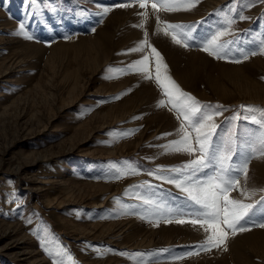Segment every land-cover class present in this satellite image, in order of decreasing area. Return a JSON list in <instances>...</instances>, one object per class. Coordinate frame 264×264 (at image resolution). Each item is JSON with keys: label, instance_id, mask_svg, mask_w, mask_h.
Returning a JSON list of instances; mask_svg holds the SVG:
<instances>
[{"label": "rangeland", "instance_id": "374dc122", "mask_svg": "<svg viewBox=\"0 0 264 264\" xmlns=\"http://www.w3.org/2000/svg\"><path fill=\"white\" fill-rule=\"evenodd\" d=\"M105 1L0 0V264H53L54 260L57 264H240L242 260L264 264L260 236L256 240L255 236L248 239L247 234H236L242 238L240 242L225 229L229 233L226 244L213 247L207 244L211 230L193 235L182 228L202 219L206 210L195 205L175 182L190 187L196 180L215 175L216 167L209 165L192 176V170H185L184 165L199 153L166 148L181 139L177 125L181 126L184 118L156 83L151 48L145 46L143 53H135L130 50L138 45L132 47L127 39L131 41L127 46H111L106 57L99 54L97 68L86 59V51H95L84 48L83 43L90 44L81 37H92L109 17L106 13L96 19V10ZM205 1L194 0L195 5ZM121 2L139 4V0ZM152 2L155 0H148V7ZM250 8L257 10L245 23L247 18L239 17H246ZM228 18L234 21L230 26ZM169 21L180 26L175 29L180 44L196 51H203L217 33L226 32L218 41L226 45L223 58L209 56L227 67L241 66L239 73L244 79L253 76L264 82V68L256 62L264 56V0H224L200 17L163 18L161 25ZM120 29L119 33L125 27ZM159 54L166 66L161 67V78L170 77L198 102L201 113L213 115L217 129L212 140L219 149L217 155L234 132L235 151L226 163L234 169L247 159V179L252 178L253 158H264L252 152L256 137L264 131V115L247 108L264 109V104L216 97L210 80L236 95L230 84L235 78L220 71L224 66L211 62L184 66L183 73L192 86L182 85L178 81L181 65ZM145 55L149 56L151 79L129 68ZM161 109L173 117L176 127L173 120L168 126L160 124ZM187 130L194 143L195 131ZM232 178L247 181L243 173L234 172ZM260 194L250 202L242 201L252 205L240 221L248 231L263 228L259 225L264 224V192ZM126 224L141 228L136 240L147 237L149 241L152 236V243L137 248L120 245L117 239L123 234L119 228ZM178 224L182 226L178 230L183 231L172 230L170 239L175 240L171 244H165L160 234L150 235L157 227Z\"/></svg>", "mask_w": 264, "mask_h": 264}, {"label": "snow or ice", "instance_id": "6c2138e0", "mask_svg": "<svg viewBox=\"0 0 264 264\" xmlns=\"http://www.w3.org/2000/svg\"><path fill=\"white\" fill-rule=\"evenodd\" d=\"M119 6L128 7L130 5L121 4ZM194 6V0H155V2L151 3V8L154 12L188 10ZM139 7L146 9L148 7V0H139ZM104 11L107 13L109 9L106 8ZM141 15L146 16L147 13H141ZM239 18L241 20L246 19V17L242 15ZM157 21L158 23L160 22L158 16ZM233 22L231 18H228L227 23L229 26ZM140 27H143V24H141ZM179 27V25L165 24L164 28L161 30L164 31L166 35H171L173 41L179 44L182 43V41L177 38L175 32V29ZM21 31H23L22 25ZM225 34L226 32L224 31L217 33L204 45L202 50L207 52L210 56H214L218 59L223 58L221 53L226 45L220 44L218 41L219 37ZM25 35L27 36L26 33ZM27 38L31 39L32 37L27 36ZM145 46L151 48V53L156 59V83L164 90V94L169 98L168 103L172 105V108L177 112L178 116H183L184 118L180 126V132L182 133L181 139L172 141L166 148L171 151H183L189 154L199 153L196 159L184 165L185 170H192V176H195L197 172H202V170L209 167V165L216 167L215 175L208 176V178L203 181L196 180L190 187H183L182 183L179 181L175 183L178 188H182L183 191L188 193L189 198L195 205H199L202 209L206 210L201 213L202 219L192 220L191 223H199L202 228L207 226L205 230H211V234L207 237L208 244L213 247H221L226 244L229 234L225 229L231 230L232 235H235L237 232L248 230L240 225V221L244 219L247 215V210L250 209L252 205L244 204L238 199L230 198L229 195L232 190L239 189L240 187V180L232 178V173H243L245 179H247V159L234 169L230 168L226 163V161L231 159V153L235 151L233 137L236 134L234 132L229 133L225 142V150L220 151V154L217 155L219 149L213 145L212 140L217 129V125L212 122L213 115L201 113V107L198 102L190 95L184 93L170 77L165 75L163 79L161 78V67L166 66L162 65V58L159 52L148 44L146 39L141 42L140 46L130 51L139 52L142 51ZM252 54L255 55L256 53ZM261 54H264V50H262ZM246 58L247 57H245V59ZM148 61L149 56L145 55L141 60L130 65L129 68L133 71L144 73L146 79H151L152 77L148 70ZM164 103V101H160L161 105ZM247 111H259L261 115H264V109L249 107ZM219 114V112L215 113V115ZM194 117L196 118L195 120L193 119ZM185 121L187 124H185ZM262 127H264V122H262ZM188 128H191L196 133L194 143L191 133L187 130ZM252 152L264 156V131H260L259 136L256 137ZM173 171H179V169H174ZM158 178L163 179V177ZM186 179H191V177H186ZM243 194L248 195L246 191ZM177 222L183 223L184 221ZM259 226L264 227V224ZM53 264H57V262L54 260Z\"/></svg>", "mask_w": 264, "mask_h": 264}, {"label": "bare ground", "instance_id": "6f19581e", "mask_svg": "<svg viewBox=\"0 0 264 264\" xmlns=\"http://www.w3.org/2000/svg\"><path fill=\"white\" fill-rule=\"evenodd\" d=\"M223 1L224 0H207V1L203 2L202 4L195 5L193 8L190 9V11L178 10V11H173V12H166V11L154 12V10L151 8V4H150V7H147L146 9H142L139 7V4L132 3V2H130V0H129L130 3H127V2L122 3L121 0H106L104 2L105 3L104 5L98 6L99 8L96 10L98 16L96 19L101 20L103 18V16L106 14L104 11L106 8L109 9V11L107 12L109 14V17L104 20V22L101 24V26L96 27V29L94 31V35L92 37H90L89 35L85 36V37H81L82 41L86 40V42H89V44H90V45H87V43L86 44L83 43V47L84 48H85V46H86V48L91 47L95 51L94 53L92 51H91L92 53L91 52L87 53V51H86V54L89 55L86 57V59H90L93 62V66L96 67L97 61L100 60V57L98 58V55L100 54L101 56L106 57L111 52V46L118 47V46H122L123 44H126V46H127V44L131 41H132L131 46L132 45L140 46L141 42L144 41V39H148L155 48H158V51L161 53V55H165V57L168 58L169 61L170 60H171V62L177 61L181 65V67L179 66V70H181V72L179 73L180 76L178 78V81L180 83H182V85L185 84V85H191L192 86V84L186 78L188 75L183 73V68H185L184 66H198V65L206 66L208 63L211 62L215 65L224 66V67L220 68V71H225V72H223V74L228 73L227 77L229 75V76H231V78L232 77L235 78V79L232 78L234 80V82H231L230 84L233 85V86H231L233 91H234V89L236 90V92H235L236 95L235 94L232 95V93H234V92L228 91L225 87L221 86L220 83L210 80L209 85L212 89V93H214L216 97H218L222 101H225L228 98H232V99H234V103H237V102L249 103V102H251V103L264 104V82L263 81H260L256 78H252L253 76L249 79L248 78L244 79L243 77H241L242 75L239 73L241 70V66L229 65L230 67H227L228 66L227 64L220 63L219 61H214L213 58H211L207 53H205L203 51H198V50L196 51L193 49L191 50V49L184 47L180 43L179 44L175 43L173 41L171 35H166L164 33V31L161 30L164 28L161 25V21L163 20V18H164V20L165 19H167V20H172V19L181 20V19H190L192 17L193 18L200 17L201 15L206 13L209 9H211L212 7H216L217 5L222 3ZM121 4H127L130 6L120 7L119 5H121ZM256 10H257V8H250V11L246 12V18L247 19L244 21L245 23H249L252 20V18L254 16L253 14L256 12ZM145 12L147 13V15L142 16L141 13H145ZM157 16L159 17V21H160L159 23L157 21ZM105 18H106V16H105ZM124 19L125 20L128 19V20H126V24H125ZM171 22L172 21H169V24ZM141 24H143V27H140ZM122 26L125 27V30L123 32L119 33L121 30L120 27H122ZM118 33H119V35L116 37V35ZM127 39H131V41L130 40L126 41ZM82 41H80V42H82ZM12 42H15V41H12ZM27 43H29V42H27ZM76 46H79V42H78V45H76ZM80 46H82V43ZM83 47H82V49H84ZM115 47H113V48H115ZM132 47H134V46H132ZM80 49H81V47H80ZM137 53L138 54L143 53V50L139 51ZM102 59H103V57H102ZM256 62L264 68V56L256 58ZM226 67L229 68V71H227V72H226ZM217 70L219 71V69H217ZM195 71H197V70H195ZM184 72H185V70H184ZM218 76H220V75H218ZM150 87L155 92V89L153 88V86L151 85ZM159 113H160V111H159ZM160 114H159V116L156 114L158 116L157 119L160 118V124L164 123L165 125H167L168 121L173 120V117L172 116L170 117V115L168 114V112L166 110L164 111L163 109H161ZM172 122H173L174 127H176L177 124H175L174 120ZM165 125H163V126H165ZM177 127H180V126L177 125ZM171 129H173V127ZM176 129H178V128H176ZM32 162H33V160H32ZM251 164H252V169H253V173H251V174L253 175V177L250 179H247V181H245L246 179L243 180V181H245V183H242V181H240L239 189L233 193L231 192L232 194L230 195L231 196L230 198L238 199V200L243 201V202H246V201L250 202L251 200L256 198V196L261 195L260 193L264 192V191H262V190H264V158L263 157L262 158H259V157L253 158V161L251 162ZM16 169H19V166ZM248 176H250V175H248ZM245 191L248 193V195L243 194ZM186 222L187 221H185L184 223H186ZM123 223H125V222H123ZM173 226H166V227L162 226V227H160V229L157 227L156 231H152V233L151 234L149 233V234L150 235H152V234L154 235L155 233L160 234L161 237H159V238H163L164 240L163 239H161V240H163L165 244H168V243L171 244L175 240L174 238L170 239V238L174 237L172 235V233H173L172 230L180 231L181 229L178 230V227H182V226H179V224L175 225L174 227ZM187 226H186V228L188 230L186 228L182 227L183 229H185L186 233H190V234L194 235V233H196V232L198 233L199 230H204L205 233L209 234V230L208 231L205 230V228L207 226H205V228L200 227V225H194V224H187ZM119 229H120L119 234H123V236L120 239H117V240H121L120 245L125 244L126 247L137 248V247H139V245H142L143 243H147L148 245H150V243H152V240H151L152 236L148 237L149 239L151 238L149 241L147 240V237H143L141 239V241H138V239L136 240L134 238L135 236L137 237L138 233H136V232H140L141 228L139 229V228L133 226V224H128V225L126 224L125 226H122ZM129 229L133 230V232H131ZM260 229L253 228L250 231H248V230L242 231V232H238L236 234L237 235H239V234L242 235V233L247 234L246 236L248 237V239H249V236L250 237L255 236L254 238L256 240H258L256 238V236H260L261 240L264 241V230L262 232V231H259ZM262 229H264V227ZM105 231H106V229H105ZM147 231L149 232V229L146 230V233H147ZM181 231H183V230H181ZM104 233L105 232L103 231L102 234H104ZM174 233H176V232L174 231ZM197 233H196V235H197ZM175 235H177V233ZM237 235H236L235 240L236 241L240 240V242H241L242 238H238ZM133 238L135 240H133ZM253 240H250V241L252 242ZM247 242H249V241H247ZM230 245H232V244L230 243ZM230 250H231V248H230ZM236 250H237V248H236ZM235 254H237V252ZM239 255L240 254L238 253V256ZM236 260H237V257H236ZM236 260L234 259L233 261L235 262ZM240 260H241V258H240ZM223 262H224V260H223ZM239 263L240 264H248L247 260H242ZM219 264H221V261Z\"/></svg>", "mask_w": 264, "mask_h": 264}]
</instances>
